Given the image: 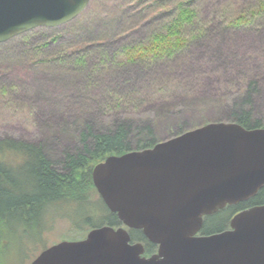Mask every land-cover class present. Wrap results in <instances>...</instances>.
Segmentation results:
<instances>
[{"label": "rangeland", "instance_id": "obj_1", "mask_svg": "<svg viewBox=\"0 0 264 264\" xmlns=\"http://www.w3.org/2000/svg\"><path fill=\"white\" fill-rule=\"evenodd\" d=\"M154 2L91 0L65 24L38 27L0 43V90L6 93L0 95V139L39 143L60 159L76 144V128L88 122L96 129L112 128L130 120L135 129L150 122L162 141L177 133L172 129L229 121L234 103L255 86L254 115L264 125V14L252 25L230 24L259 1L196 0L197 22L191 32L197 37L186 48L171 58L118 66L110 55L146 38L157 24L150 14ZM52 34L59 38L53 40ZM44 42L50 50L87 49L88 64L97 72L89 78L71 63L35 58L32 47ZM131 92L135 94L128 97ZM118 101L127 107H114ZM133 101L140 105L130 107ZM98 207L94 222L104 212ZM89 209L55 204L38 238V229L17 224L1 228L0 264H30L51 245L85 238L92 229L85 223ZM18 231L23 235L20 243Z\"/></svg>", "mask_w": 264, "mask_h": 264}, {"label": "water", "instance_id": "obj_2", "mask_svg": "<svg viewBox=\"0 0 264 264\" xmlns=\"http://www.w3.org/2000/svg\"><path fill=\"white\" fill-rule=\"evenodd\" d=\"M91 0H0V43L65 24ZM92 179L122 226L92 228L45 248L31 264H264V204L236 213L229 229L198 235L204 216L264 186V127L208 122L153 147L110 155ZM140 229L157 252L132 242Z\"/></svg>", "mask_w": 264, "mask_h": 264}, {"label": "trees", "instance_id": "obj_3", "mask_svg": "<svg viewBox=\"0 0 264 264\" xmlns=\"http://www.w3.org/2000/svg\"><path fill=\"white\" fill-rule=\"evenodd\" d=\"M154 1L156 4L150 14L153 15L152 21L158 20L157 24L150 28L146 38L122 45L110 55L113 57L112 61L117 60L118 66L171 58L186 48L190 39L197 37L191 32L197 22V11L193 7L196 0ZM258 1V6L250 8L247 13H239L230 24L240 27L256 22L255 20L264 14V0ZM28 34L30 32L24 36ZM51 36L53 40L59 38L57 35ZM16 37L22 38L19 35ZM48 46V42H44L40 46H33L31 51L35 58L42 57L41 61L71 63L79 71L87 73L89 78L97 72L88 64L90 53L87 49L79 50L78 47L58 51L50 50ZM39 53H42L41 56ZM255 91L256 86L250 89L244 98L234 103L230 110L229 122H237L249 129L264 127L261 118L254 115ZM3 94L6 95L2 88L0 95ZM133 94L131 92L127 96ZM114 96L120 100L118 93ZM139 105L140 102L133 101L130 107L137 108ZM113 106L127 107L122 101H118ZM135 128L130 120L118 121L112 128L105 129H96L92 122L85 123L74 130L76 144L65 149L60 159L50 155L42 144L12 138L0 139V229L14 227L17 224L38 229L36 234L38 238L46 229L44 219L49 214L50 208L59 203L90 206L85 212V223L90 228L106 224L114 227L122 226L118 215L111 212L100 197L93 183L92 171L96 164L110 155L143 150L159 142L155 127L150 122ZM185 131L187 129L176 131L172 129V132L177 133L171 137ZM260 204H264V186L252 198L238 204L227 205L205 217L202 233L210 234L229 229L231 218L236 213ZM99 205L104 212L99 222H94L93 218L99 212L97 209ZM16 235L17 243L22 242V233L18 231ZM130 235L132 242L144 244L147 256L156 251L157 245L150 242L142 230L130 229Z\"/></svg>", "mask_w": 264, "mask_h": 264}, {"label": "flooded vegetation", "instance_id": "obj_4", "mask_svg": "<svg viewBox=\"0 0 264 264\" xmlns=\"http://www.w3.org/2000/svg\"><path fill=\"white\" fill-rule=\"evenodd\" d=\"M210 215H211V214H210ZM207 216H209V215L204 216V220H205V217H207ZM203 224H204V221H203ZM202 227H203V225H202ZM142 232H143V231H142ZM219 232H221V231H219ZM214 233H218V232H214ZM210 234H213V233H210ZM210 234H203V233H202V228H201L200 231L198 232V235H210ZM144 235H145V234H144ZM146 238H147V237H146ZM147 239H148V238H147ZM149 241H150V240H149ZM150 242H151V241H150ZM154 244H155V243H154ZM156 245H157V244H156ZM157 250H158V245H157V249H156L155 252H157ZM42 251H43V250H42ZM42 251H41V252H42ZM41 252H40V253H41ZM155 252H154V253H155ZM40 253H39V254H40ZM39 254H38V255H39ZM38 255H37V256H38ZM151 255H152V254H151ZM37 256H36V257H37ZM149 256H150V255H149ZM34 259H35V258H34ZM31 263H32V262H31ZM31 263H30V264H31Z\"/></svg>", "mask_w": 264, "mask_h": 264}]
</instances>
